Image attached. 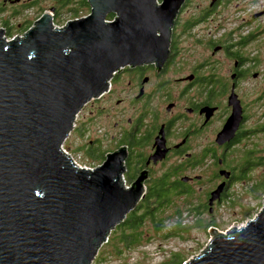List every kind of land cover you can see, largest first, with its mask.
<instances>
[{"label": "water", "instance_id": "water-1", "mask_svg": "<svg viewBox=\"0 0 264 264\" xmlns=\"http://www.w3.org/2000/svg\"><path fill=\"white\" fill-rule=\"evenodd\" d=\"M86 2L89 13L62 26L52 22L51 8L20 36L7 39L0 27V264H90L144 195L146 172L123 183V147L85 169L61 146L81 107L107 90L116 71L165 61L184 0ZM228 104L218 144L241 119L235 94ZM162 145L157 141L153 162L164 158ZM223 187L210 192L209 206ZM210 237L183 264H264V195L254 217L223 233L211 227Z\"/></svg>", "mask_w": 264, "mask_h": 264}, {"label": "flooded vegetation", "instance_id": "flooded-vegetation-1", "mask_svg": "<svg viewBox=\"0 0 264 264\" xmlns=\"http://www.w3.org/2000/svg\"><path fill=\"white\" fill-rule=\"evenodd\" d=\"M186 1L188 2L185 0L182 6ZM249 2L251 1L236 2L232 8L233 14H225L228 22L222 24L221 31H218L220 37H225V41L219 39L209 42V45L212 44L213 57L222 53L224 59L231 61L229 77L219 76L222 78L220 79L214 69L209 76L202 74L200 71H203L205 64L200 63L172 81L163 79L177 52L171 37L181 6L170 28L165 61L159 67L155 62L121 67L109 79L107 90L86 103L87 124L91 129H87L86 140L78 146L80 150L92 153L105 149V159L108 153L123 147L126 152L123 180L130 186L143 171L146 172L142 182L144 194L155 177L156 168L166 162L168 182L187 192L179 196L186 197L195 188L197 192H202L200 207L194 210L205 215L206 221L214 222L217 205L227 197L230 185L237 181L244 183L246 180L243 179L244 176L240 177V173L246 169L252 151H247L244 157L241 155V159L234 162L232 150L238 148L248 136L264 131V124L255 129L245 127L249 103L241 83L248 75L252 78L261 75V72L253 69L257 66L256 58L263 49L260 37L264 35V25H261L264 9L246 7ZM258 7L262 8L263 5ZM199 9L198 17L183 24L181 37L191 32L195 26L207 27L215 18L223 20L225 17L219 16L224 9L221 0H215L213 4L208 3ZM242 9H245L242 18L237 22L238 17L234 13H240ZM230 18L233 19V24L229 23ZM251 43L256 45V55L254 58H247L243 51ZM248 62L251 63L249 67ZM232 93L238 99L241 119L232 138L218 144L215 142L216 135L232 110L228 104V97ZM261 93L258 102L263 101L264 89ZM105 125L113 129L116 136L111 135L108 139ZM78 127H73L72 130L75 131ZM160 140H163L160 148H166L165 156L153 162L149 156ZM103 141L113 148L108 149ZM209 165L212 170L210 169L209 176L205 179L201 173ZM220 170L228 172V178L220 175ZM222 181L224 187L219 198L209 206L207 200L210 192Z\"/></svg>", "mask_w": 264, "mask_h": 264}, {"label": "rangeland", "instance_id": "rangeland-1", "mask_svg": "<svg viewBox=\"0 0 264 264\" xmlns=\"http://www.w3.org/2000/svg\"><path fill=\"white\" fill-rule=\"evenodd\" d=\"M160 1V0H159ZM210 1V2H209ZM251 1L246 4V7L253 6V9L259 10L264 9V0H221L222 6H224L223 11L219 16H225L233 14L232 8L236 2L243 3ZM78 0L60 2V0H0V27H3V35L6 38H11L13 36H20L25 30L24 25H27V22L31 21L32 23L42 14L43 11H48L51 8L53 11L52 22L54 25L62 26L67 20L73 19L70 14V10L73 8H78L79 13L78 17L87 15L90 11L89 6H80ZM212 0H188L180 9L175 24L173 25V34L171 40L173 39L177 52L175 54L174 62L172 66L167 70L166 75L163 79H172L185 74L189 69L194 68L197 64L204 63L203 71L200 73L207 76L211 75L212 69L219 76L229 77V69L232 65L231 61L224 59L221 54H216L212 56V44L209 45V42L213 40L225 41V37H220V27L222 24L228 22L227 16L223 20L220 18H215L211 21L207 27L195 26L191 32L187 35L182 36L183 24L186 21H189L193 18L198 17L199 8L204 7L208 3L210 4ZM263 5L262 8L258 6ZM63 6V7H61ZM245 9H242L240 13L235 12L237 15L238 21L242 18V12ZM255 10V11H256ZM59 12L58 16H55ZM114 16V14H113ZM218 20H220L218 22ZM261 25H264V15L262 18ZM2 22H5L4 25ZM26 23V24H25ZM229 23L233 24V19H229ZM31 24V23H30ZM255 25V24H254ZM31 26V25H30ZM263 41V44L260 46L263 47L262 52L257 56V66L253 71L261 72V75L256 78H252L251 75H248L246 79L241 83L242 87L246 91V98L248 101V121L245 127L248 129H255L264 124V96L263 101H259V97L262 95L261 91L264 89V35L260 37ZM256 45L251 43L244 51L243 55L247 58L255 57ZM251 66V63L248 62V66ZM220 78V77H219ZM222 79V78H220ZM173 86V85H172ZM90 101V100H89ZM84 104L80 111L75 116L74 126H79L80 130H71L69 135L62 143V148L69 153V155L76 160L79 164L84 166L93 167L98 165V161H92L86 158L81 150H76L80 144H83L86 140L87 129H91L87 124L88 109ZM159 106V103H157ZM107 129V137L110 138L111 135L116 136V132L105 125ZM81 131V134L78 135L77 132ZM104 145H107L103 141ZM108 149L113 148V146H108ZM105 149H100L98 154L104 152ZM247 151H252V155L255 160L257 158H264V131L255 132L254 134L248 136L238 148L232 150L233 160L235 162L241 159V155L244 157ZM235 155V156H234ZM100 164V163H99ZM167 163L161 164L156 168L154 175H160L167 171ZM212 170V166L209 165L204 170V173H201L202 176L207 179L209 176V171ZM260 173H264V166L255 165L250 171H248L246 180L244 183L239 181L233 182L229 189L227 197L220 204L217 205V214L214 217L215 221L210 222L206 221L205 215L197 213L195 210L186 212L184 210L182 214L183 224L185 225V236L188 237L187 240H181L178 238H169V239H160V236L154 235L151 230L150 225L144 227L145 236L151 235L153 238L150 242L143 241L141 245H138L133 249H126L119 255H113L111 247L106 248L105 260L100 263L96 262L97 253L106 247L105 242L98 248L97 253L94 259L90 264H160L161 262L167 261L171 258L173 253H180L185 256V260H188L192 256L199 253L207 244L210 237V227L215 228L217 232H225L230 228H235L240 225H243L248 219L254 217L262 206L263 195H264V185L263 188L257 187L254 190H251V185L254 181L259 180ZM207 182V180L205 181ZM204 184V183H203ZM187 200L190 203V206L197 208L200 207V204L203 200L202 192H197L196 188L191 196L188 197H179L176 202L178 204H184V201ZM187 206H184L186 209ZM199 222V227H195V223ZM173 222L170 221L169 225ZM204 224H207L206 228ZM112 232V231H111ZM111 232L109 235H111ZM180 262V264H183Z\"/></svg>", "mask_w": 264, "mask_h": 264}, {"label": "trees", "instance_id": "trees-1", "mask_svg": "<svg viewBox=\"0 0 264 264\" xmlns=\"http://www.w3.org/2000/svg\"><path fill=\"white\" fill-rule=\"evenodd\" d=\"M66 1L73 2L74 0H60L61 3ZM77 3L80 6H88L86 0H78ZM78 13V8L70 10L72 18L78 17ZM58 15L59 12L55 14V16ZM112 17L113 14H108L107 19L109 20ZM2 23L6 25L5 22ZM30 25H32V22H27V25H24L23 30H26ZM80 129L81 128L78 127L76 130ZM79 132L81 134V131ZM76 150H80V148L77 147ZM82 152L86 158L92 161H98V164L104 159V152L98 154L99 150L96 152L92 151V153H88L87 150H83ZM247 162L246 169H243L240 173V177L244 176L243 179L247 178L248 171H250L255 165L264 166V158L262 160V157L257 158V160L251 157ZM258 179L259 180L256 179V181L252 183L251 190H254L257 187H260V189L263 188L264 173H260ZM182 193L187 192L180 190L179 187L168 182L167 171L160 175H155L149 186L146 188L143 198L138 201L133 210L126 214L122 222L117 224L111 230V235H108L107 241L105 242L106 247L97 253L96 262L100 263L105 260V256L103 255H105L107 247H111L113 255H119L123 250L133 249L138 245L144 244L142 243L143 241L150 242L153 237L151 235L145 236L144 227L146 225H150L152 233L160 236V239L178 238L181 240H187L188 237L184 235L186 228L182 223V214L185 212L184 210L189 212L197 208L188 207L190 206V203L187 200L184 201V204H178L176 200ZM188 196H191V194H187L186 197ZM184 206H187V208L184 209ZM172 220L173 222L169 225V222ZM199 226V222L197 221L195 227ZM204 226L206 228L207 224H204ZM184 260V255L173 253L170 259L161 262L160 264H180V262L182 263Z\"/></svg>", "mask_w": 264, "mask_h": 264}, {"label": "built area", "instance_id": "built-area-1", "mask_svg": "<svg viewBox=\"0 0 264 264\" xmlns=\"http://www.w3.org/2000/svg\"><path fill=\"white\" fill-rule=\"evenodd\" d=\"M8 39V38H7ZM62 151L71 159V161L75 164V165H77V166H79V167H82V168H85V169H92L93 167H95V165L93 166V167H90V166H84V165H81V164H79L76 160H74L70 155H69V153L68 152H66L63 148H62ZM122 180H123V175H122ZM123 183H124V185L127 187L128 185H126V183L124 182V180H123Z\"/></svg>", "mask_w": 264, "mask_h": 264}, {"label": "bare ground", "instance_id": "bare-ground-1", "mask_svg": "<svg viewBox=\"0 0 264 264\" xmlns=\"http://www.w3.org/2000/svg\"><path fill=\"white\" fill-rule=\"evenodd\" d=\"M185 1V0H184ZM241 226V225H240Z\"/></svg>", "mask_w": 264, "mask_h": 264}, {"label": "clouds", "instance_id": "clouds-1", "mask_svg": "<svg viewBox=\"0 0 264 264\" xmlns=\"http://www.w3.org/2000/svg\"><path fill=\"white\" fill-rule=\"evenodd\" d=\"M62 147V146H61ZM107 241V240H106Z\"/></svg>", "mask_w": 264, "mask_h": 264}]
</instances>
